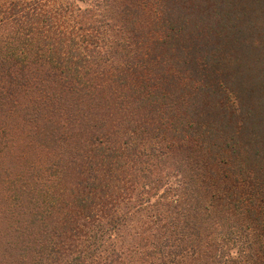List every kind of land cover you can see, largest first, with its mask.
I'll return each instance as SVG.
<instances>
[{"label": "trees", "instance_id": "16d2710c", "mask_svg": "<svg viewBox=\"0 0 264 264\" xmlns=\"http://www.w3.org/2000/svg\"><path fill=\"white\" fill-rule=\"evenodd\" d=\"M191 1L0 0V264H264V163Z\"/></svg>", "mask_w": 264, "mask_h": 264}, {"label": "rangeland", "instance_id": "374dc122", "mask_svg": "<svg viewBox=\"0 0 264 264\" xmlns=\"http://www.w3.org/2000/svg\"><path fill=\"white\" fill-rule=\"evenodd\" d=\"M187 5L195 9L191 12L186 8L190 27L197 22L201 27L214 26L217 31L223 28L213 37L217 47L228 52L226 82L241 97L246 111L239 138L249 144L246 152L259 154L264 163V0H192ZM226 16L227 22L223 20ZM215 118L216 129H224L231 136L223 114L218 112Z\"/></svg>", "mask_w": 264, "mask_h": 264}]
</instances>
